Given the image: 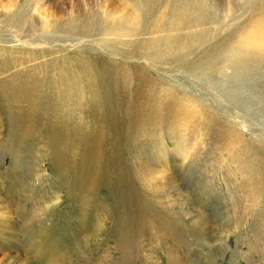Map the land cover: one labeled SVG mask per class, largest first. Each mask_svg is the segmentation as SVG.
Masks as SVG:
<instances>
[{"label": "rangeland", "instance_id": "rangeland-1", "mask_svg": "<svg viewBox=\"0 0 264 264\" xmlns=\"http://www.w3.org/2000/svg\"><path fill=\"white\" fill-rule=\"evenodd\" d=\"M69 1L14 0L16 5H27L24 9L33 18L38 19L39 9L44 7L41 16H62L65 23L68 12L74 15L73 6L80 3L82 10L102 26L103 11L120 7L132 12L133 8L132 0ZM258 1L261 4L263 0ZM56 3L66 13L57 12ZM145 4L144 22L138 25L142 30L137 36L113 42L117 54L101 45L100 40L106 37L99 32L86 37L61 29L44 33L42 38L32 29L30 37H18L14 29L0 30V57L10 62L16 59L18 72L27 64L41 69L52 60L86 50L88 58L106 60L107 66L115 67L116 75H128L131 105L136 102V91L144 89L158 91L151 98L173 95L179 106L171 122V116L158 124L139 122L134 131H130L133 116L125 119L126 129L121 127L120 137L123 150L114 151L121 155L122 165L118 162L110 169L112 176L120 173L118 183L112 189L93 188L89 194L70 191L74 187L60 176L62 171L56 168L51 154L39 159V148L33 156L29 147L13 149L10 132L0 127V193L10 203L16 189L14 198L20 204L10 205V209L20 241L27 246L33 232L43 233L44 256L34 250L28 254L36 264H264V77H251L248 90L235 96L224 92L226 84L217 77L206 79L180 65L152 63L143 49L147 41L160 36L151 34L156 18L170 8V12L178 9L185 20L191 21L174 35L187 41L189 34L196 33L202 46L194 49L200 55L198 48L229 40L241 23L253 17L254 0H149ZM168 20L171 24L170 17H166ZM112 39L107 37L108 41ZM12 49H20V53ZM42 62L44 65L39 66ZM260 64L264 76V62ZM232 71L226 64L210 73L232 75ZM226 81L230 89L238 84L232 78ZM151 98L140 100L144 110L151 107ZM247 105L251 110L245 108ZM145 127L151 130L143 135ZM141 136L154 140V161L175 175L181 192H190L193 203L210 219L208 244L190 227L193 219L186 213L190 206L183 207L184 212L179 206L167 207L138 176L131 141ZM44 143L42 139L38 146ZM18 208L29 214L26 220L17 216ZM96 219L104 224L102 231L96 236L83 235L82 224ZM29 228L33 232L26 231Z\"/></svg>", "mask_w": 264, "mask_h": 264}, {"label": "bare ground", "instance_id": "bare-ground-1", "mask_svg": "<svg viewBox=\"0 0 264 264\" xmlns=\"http://www.w3.org/2000/svg\"><path fill=\"white\" fill-rule=\"evenodd\" d=\"M132 1V12L120 7L103 11L105 22L102 26L98 21H94L89 13L82 10L80 3L73 6L76 16L68 12L69 18L65 23L62 16L52 15L51 18L41 16L44 7L39 9L40 17L36 19L24 9L27 5L20 3L16 5L14 0H0V30L14 29L18 37L33 36V31L36 30L42 38L44 33L57 32L61 29L86 37H93L99 32V35L106 37V40H100L101 45L110 53L117 54L113 50V42L120 43V39L137 36L142 30L138 25L144 22L142 10L146 6L145 1L149 0ZM69 2L74 3V0ZM54 9L59 13L65 10L57 3ZM169 9L162 10L156 18L151 34L160 36L147 41L143 48L152 63L180 65L192 73L201 74L206 79L217 77V81L226 84L224 92L235 96L248 90L247 82L251 77H264L259 70L262 64L258 65V62H264V0L261 4L254 0L255 14L239 25V31L233 33L234 36L225 42L208 45L203 49L198 48L202 51L200 55H196L197 49L194 48L202 39L195 36L196 33L189 34L187 41H182L179 36L174 35L175 30L184 29L191 21L185 20L178 9H173L172 12ZM166 17H170L171 24L169 20L166 21ZM39 24L41 27H38ZM107 37L113 39L108 41ZM200 46L202 45H198ZM4 49L8 53L11 52L9 48ZM16 52L20 53V49ZM41 53L42 51H39V54ZM85 53L87 54L86 50L80 54H68V58L55 59L46 65L42 62L39 66L44 67L41 69L38 66L30 68L27 64L22 72H18L20 68L14 65L16 59L10 62L9 59L0 57V127L4 126L10 132L11 147L16 150L29 147L32 156L39 148L41 149L37 151L39 159L51 154L57 162L56 168L62 171L60 176L66 178L67 184L74 187L70 191L81 194L92 193L95 190L93 188L105 186L112 189L117 185L116 180L120 173L116 170L117 174L112 176L110 169L117 167L118 162L122 165L121 155L114 151L123 150L124 143L120 141V137L121 127L124 126V130L126 129L125 119L133 116L130 131H134L139 128V122L158 124L170 116L171 122L176 110L179 109L173 95L151 98L157 94V90L138 89L136 102L131 105L127 93L130 88L128 75L126 73L116 75L115 67L107 66L106 60L101 62L98 58L90 59ZM226 64H230L233 69L232 75L225 73L214 76L210 73L211 70L222 69ZM254 65L257 66L253 69ZM25 69L28 70L25 72ZM230 78L233 82L238 81V84L232 85L233 89H230V83L226 81ZM143 98H147L148 101L151 98L152 105L149 109H143L144 104L140 102ZM245 108L251 110L249 105ZM150 130L151 127H145L143 135ZM42 139L44 145L38 146ZM131 144L135 150L138 176L146 187L152 189L155 198L160 199L167 207L175 209V206H179L184 212L183 207L190 206L186 213L193 219L191 229L197 232L203 243L210 241L208 238L210 219L193 203L190 192H181L180 183L175 175L165 168H160L161 166L154 161L156 156L151 153L154 140L141 136L133 138ZM12 193L16 195V189ZM14 195L8 203L0 193V264H36L28 254L34 250L44 256L46 246L44 236L41 231L33 232L29 228L26 231L33 234L28 245L20 241L18 227L14 222L12 208L10 209V205L18 204ZM16 214L24 220L29 216L26 211L19 208ZM82 227L83 235L89 234L87 236L90 237L101 232L104 224L100 219H96L93 223H83ZM52 239L54 240V237ZM54 246L57 248L58 245Z\"/></svg>", "mask_w": 264, "mask_h": 264}]
</instances>
